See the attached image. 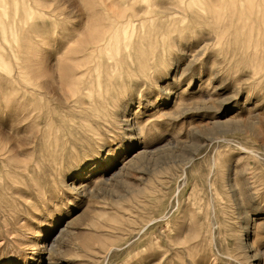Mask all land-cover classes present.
<instances>
[{"label":"rangeland","instance_id":"rangeland-1","mask_svg":"<svg viewBox=\"0 0 264 264\" xmlns=\"http://www.w3.org/2000/svg\"><path fill=\"white\" fill-rule=\"evenodd\" d=\"M165 1H4L2 25L15 38L0 39V80L31 79L36 49V81L52 109L67 110L77 43L97 20L143 10L135 40L155 61L139 97L138 80L123 84L121 110L141 135L92 126L96 135L74 145L86 118L63 116L43 133L15 114L29 111L31 97L3 91L10 107L0 109V144L22 150L7 157L32 172L0 173L16 180L12 196L0 190V264H264V0L219 3L215 16L233 25L217 34L186 15L205 0H182L170 21L188 27L162 35L177 46L157 62L161 22H149L158 15L145 8ZM10 2L28 15L13 16ZM47 16L57 24L28 49L19 34L42 29Z\"/></svg>","mask_w":264,"mask_h":264},{"label":"bare ground","instance_id":"bare-ground-1","mask_svg":"<svg viewBox=\"0 0 264 264\" xmlns=\"http://www.w3.org/2000/svg\"><path fill=\"white\" fill-rule=\"evenodd\" d=\"M4 1L7 0H0L3 3V5L0 4V39L3 44L7 42V37L10 40H14L15 38V33L9 31V28H5L2 25L6 19ZM188 1L190 3L192 1L198 3L203 0ZM205 1L201 8H197L196 11L186 14L190 23L198 28H212L214 34H217L218 30L224 28V22H227V25H233L232 21L221 20L219 16H215L218 13L216 7H219V3L224 0ZM180 3H182V0H166L165 2L159 3L152 2L145 8L152 9L158 15V17L150 18L149 22H161L158 25L161 33L157 39L152 38L153 43L157 45V62L162 60L164 53L169 52L171 48L177 46L175 40H165L162 38V35H168L174 30L188 27L189 22L187 20H181L179 23H173V20L170 21L171 16L176 13H180L181 15V11L177 9ZM10 5L13 10V16L20 18L21 16L28 15L26 8L16 7L11 2ZM206 7L208 11H206ZM129 10V14L119 12V14H116L112 18L97 20L88 29L86 39L82 40L80 38L72 61L74 62L73 78L72 80H68V87L70 89V95L68 96L69 104L65 106L67 110L64 113L60 110L52 109L41 94L42 88L35 77V57L38 54L36 49H32L28 55V70L31 79L21 80L10 77L5 80H0V109L6 106L10 107L7 99H5L6 96L3 94V91L9 86L13 89L22 90L24 95L28 94L31 97L29 103L27 102L29 111L26 110L24 113L18 110L15 114L28 116L33 119L37 125L41 126V132L43 133L49 129L47 128V124H52L54 122L53 120L57 121L59 118L67 116L80 120H85L86 118L88 120L86 121L88 127L82 130L81 133L77 132L73 136L72 143L82 138L91 140L96 135L93 132L94 129L91 128L92 126H104L105 128L103 129L107 130L109 128L108 124L123 129L130 136L141 135L142 128L137 126L135 121L127 119L121 110L123 109V84H126V82L132 79L138 80L135 82H139L141 86H137L135 89L139 97L146 88V82L143 79L147 76V72L153 69V61H155V58L153 59L149 55H144V52L140 50L139 42L135 40L136 30L144 28L142 25L145 18L144 11L137 10L134 5H131ZM232 13H236V11L234 10ZM44 19L49 23L42 29L29 28L27 31L19 34L20 38L25 39L28 49L34 46L35 40L40 34L47 35L51 30V26L57 24L56 20L49 16ZM19 25L22 26V22ZM219 36L221 35L219 34ZM204 44H207V40ZM164 91L166 92V89ZM84 99L87 100V104H85V107H82L80 104ZM10 129L17 132L21 131V128L12 126H10ZM73 144L75 145V143ZM12 153L18 156L23 151L14 149L12 146H3L0 144V173L4 171L14 172V170L19 169H22L21 175L29 173L28 170L32 172V168L28 167L27 163H22L15 160V158L7 157L8 154ZM110 157V154H107L105 159L109 160ZM40 158L43 159V156ZM34 159L38 158L34 156ZM39 161L41 162V160ZM32 166L36 171L35 165L33 164ZM48 171L52 173L55 169H48ZM14 183L16 184L15 179L13 181L11 178L3 179L0 176V190L6 189L7 194L11 196L14 192ZM62 185L67 186L65 181L62 182ZM35 193L39 194L38 188ZM44 193L45 190H41L42 196ZM30 195L31 193L27 191L22 198L30 197ZM40 201L43 202L44 199ZM27 203V200L23 199L25 207L28 205Z\"/></svg>","mask_w":264,"mask_h":264}]
</instances>
